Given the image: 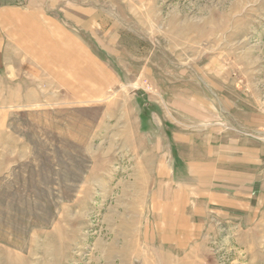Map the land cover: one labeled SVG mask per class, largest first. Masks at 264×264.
Listing matches in <instances>:
<instances>
[{
  "label": "rangeland",
  "instance_id": "obj_1",
  "mask_svg": "<svg viewBox=\"0 0 264 264\" xmlns=\"http://www.w3.org/2000/svg\"><path fill=\"white\" fill-rule=\"evenodd\" d=\"M40 12L0 59V264H264V0Z\"/></svg>",
  "mask_w": 264,
  "mask_h": 264
},
{
  "label": "crops",
  "instance_id": "obj_2",
  "mask_svg": "<svg viewBox=\"0 0 264 264\" xmlns=\"http://www.w3.org/2000/svg\"><path fill=\"white\" fill-rule=\"evenodd\" d=\"M69 1L71 0H0V59H3L1 57L3 53L26 52L25 47L31 45L30 42L29 44L25 42L29 36L35 37V40L36 37L41 36L45 39L48 27L41 23L42 15L40 12L44 4L56 9L59 5ZM18 4H29L30 10L28 12L22 11ZM18 39L25 47L22 43H19ZM44 39L38 43V46L34 44L39 53L47 52V44ZM1 60L0 68H2ZM8 62L10 63V60ZM43 66L46 67V65ZM10 67L14 66L10 65ZM4 85V81L0 76V99H3L6 95V102L13 100L14 89H12V85L7 84L6 88ZM263 173L254 176L251 188L246 193L247 210L259 206L262 200V192H264Z\"/></svg>",
  "mask_w": 264,
  "mask_h": 264
}]
</instances>
